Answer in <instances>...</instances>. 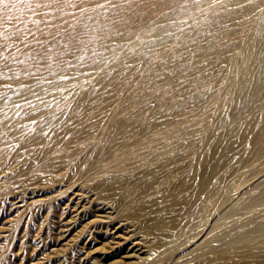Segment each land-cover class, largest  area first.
Wrapping results in <instances>:
<instances>
[{"label":"rangeland","instance_id":"1","mask_svg":"<svg viewBox=\"0 0 264 264\" xmlns=\"http://www.w3.org/2000/svg\"><path fill=\"white\" fill-rule=\"evenodd\" d=\"M31 1L7 0L6 5L22 6ZM136 1L143 2L148 9L163 6V0ZM126 2L104 0L100 3L98 12L109 17L93 32L87 31L86 20L79 13L57 18L67 28H75L74 37L87 40L93 33L97 40L98 47L88 45L74 54L83 60L78 66L70 64L66 55L51 63H33L36 52L49 50L53 42L63 40V30L40 35L42 29L52 23L49 19L38 18L24 24L29 14L37 15L39 10L14 18L8 13L0 14V264H202L213 254L208 250L212 245L218 248L215 255H227V242L241 230L235 227L226 231L223 225L219 239L212 236L214 231L207 230V240L197 245L198 241L188 250L184 248L185 251L182 247L206 226L212 214L207 216L205 223L200 216H182L147 231L145 223L131 218V205L120 202L125 189L121 187L126 180L133 182L132 191L143 190L150 177L147 166L141 162L127 165L130 173L121 175L115 172L117 160L97 161L99 153L95 148H86L81 156L75 157L71 153L81 145L75 141L65 151L54 152L50 159H44L39 156L40 143L25 140L28 132H34L41 123L43 114L32 110V106L47 96L45 94L61 101L80 89H92L97 93L98 86L104 85L112 96L116 95L118 82L104 80L106 72L117 69L107 56L114 49L129 70H135L133 76H122L120 82L129 81L132 88L146 87V80L159 84L163 71L176 74L170 88L151 93L152 101L144 109L149 114L172 112L181 116L178 126L204 134L201 149L209 156V163L217 165L213 168L210 165L206 172L209 186L205 191L210 188L227 190L231 196L237 195L240 199L259 194L262 195L260 206L264 207V141L257 143L256 140L264 127V0H179L174 5L179 6L177 11L174 6L164 7L160 13L145 20H140L125 6ZM245 9L251 10L253 18L241 23ZM232 12L236 13L235 17ZM217 18L222 20L225 30H219L222 36L212 42L218 29L206 31L203 27H212ZM128 24L137 26L129 29ZM110 25L115 26L118 38H110L107 34ZM230 31L232 38L226 36ZM4 39L10 42L5 43ZM139 39L145 50L142 56L136 52ZM201 42H212L211 49L199 50ZM249 49L257 56L258 63H249ZM195 52L199 54L198 61H192ZM92 55H98L96 63L87 61ZM245 58L251 66L245 67L241 74L252 83L243 88L240 98L257 97L259 100L240 108L227 102L226 93L232 83L231 65ZM20 60L25 63H19ZM34 64L42 67L39 73L29 75L22 82H13L11 75ZM256 78L263 81L259 87L253 83ZM129 87L124 88L122 97L129 95ZM17 90L19 96L10 99ZM190 97L196 101L189 102ZM9 100L12 101L9 103ZM114 104L111 102L106 112L111 113ZM23 105L26 106L24 109ZM19 107L23 109L24 121L18 124L28 123L30 127L13 137L7 130L13 125L14 109ZM229 116L234 121L228 120ZM75 118H69L62 127L56 122L50 123L45 137L51 131L60 139L74 134L86 117L79 121ZM166 125L165 121L159 123L160 128H166ZM157 142L161 143L160 140ZM40 160L49 163L48 170L42 169L41 162L37 164ZM157 164L158 160L150 159L149 166ZM164 187L160 183L150 185L147 190L152 192ZM202 194L206 195L204 191ZM202 198H197L196 202ZM100 211L115 223L122 221L135 230L134 248L138 249L134 258L124 259L122 254L108 248L106 241L111 226L95 219ZM148 213L152 217L156 215L152 207ZM70 216H76L75 224L59 238L61 218ZM187 224L189 231L186 233L176 236L172 231ZM175 250V256H168ZM259 250L264 257V242L259 245ZM240 255L242 259L251 260L247 250H242Z\"/></svg>","mask_w":264,"mask_h":264},{"label":"bare ground","instance_id":"2","mask_svg":"<svg viewBox=\"0 0 264 264\" xmlns=\"http://www.w3.org/2000/svg\"><path fill=\"white\" fill-rule=\"evenodd\" d=\"M103 1L104 0H33L22 6H17L18 4L0 5V14L8 13L14 18V16L21 13L28 14L31 10H39L40 12L37 13V15H35V13L29 14L27 19L24 20V24H29L30 22L36 21L38 18L49 19L52 23L46 25L40 32V35L51 34L63 30L61 34L63 40L60 43L53 42L49 50L36 52L33 56L35 59L33 63H51L59 61L62 56L66 55V58H68L67 61L70 64L78 66L83 60L79 59L80 57H74V54L89 47L88 45L98 47L97 40L93 33L87 40H81L77 36L74 37L75 28H67L65 23L57 21V18L72 13H79L84 20H86L87 26L85 27L87 31L93 32L97 27L105 23L107 16L109 17L108 14L103 15L104 13L98 12L100 3H103ZM178 2L179 0H163V6L157 9H148L143 2L127 0L125 6L131 8L140 20H145L160 13L162 8L168 6L173 7L176 3L178 4ZM178 8L179 6L175 8V11H177ZM231 14L233 17L236 16L235 12ZM252 18L253 14L251 10L245 9L241 23ZM136 26V24L127 25L129 29H134ZM215 27L218 29V32L214 34L212 42L219 40L222 36L219 30H225L222 20L217 18L212 24V27H203V30L206 31ZM106 31L110 38H118L115 26L113 27V25H110ZM226 36L232 38L233 32L230 31L226 33ZM139 40L136 43V52L138 56H142L145 50L141 44V40ZM3 42L6 43L10 41L9 39H4ZM212 42H201L199 44V50L206 51L211 49ZM177 55L178 58L181 57L179 54ZM107 56L110 58L111 64L117 65V69H111L106 72L104 80L118 82L119 87L115 90L116 95L112 96L104 85L98 86L97 93H93L92 89H80L76 94L71 95L72 97L67 96L66 99L61 101L48 98V94H45L47 96H44L32 106V110L43 114L41 123L34 132H28L25 140L38 141L40 143L39 145H41L39 148L41 155L39 154V156L44 159H50L51 154L54 152L65 151L68 145L73 143V141H75V143L80 142L81 145L71 154L75 157L78 155L81 156L84 149L95 148L99 153L97 161L105 159L117 160V163L114 164L115 172L121 175L127 174V172L130 173L127 165L141 162L148 167L147 175L150 176L143 185V190L139 192L132 191L131 184L133 182L130 180H126L121 187L125 189L120 202L123 205L128 203L131 205L133 208L131 218L138 223H145L144 226L146 230L151 231L182 216L187 218L200 216L201 219H204L203 221L205 223L207 222V216L211 213L212 218L208 220L206 226L199 231L194 239L192 238L187 245L183 246L182 249L186 248V250H188L187 248L192 247L198 241L199 243H197V245L207 240V238H209L207 230H210V232L214 231L212 236L219 239L221 235L220 229L223 225H225L224 230L226 231L231 228L240 227L241 230L227 242V255H215L214 253L218 248L212 245L208 250L213 254L204 259L202 264H263L264 257L260 254L259 250V245L264 242V207L260 206L262 195L257 194L247 199H240L237 195L231 196L227 190L220 191L210 188L209 191H205L209 186L206 181V172L211 163H209V156L205 155L204 151L201 149V145L205 138L204 134L191 131L186 127L178 126L177 123L180 122L181 116L178 117L172 112L160 114L154 111L149 114L147 110L144 109V106L152 101L151 93H157L170 88V82L176 74L174 73L173 75V72L167 73L168 71H163L159 84H152L146 80L144 82L147 85L146 87L135 89L131 87L129 81L120 83L122 76L130 78L133 76L135 70H129L128 66L123 63L122 59L117 54V50H112ZM198 57V53H193L192 61H198ZM247 58L250 60L249 63H258L257 56L251 49H249ZM247 58L231 65L232 83L226 93L227 102L240 108H246L249 104L257 103L259 100L257 97L251 100L240 98L241 93L244 91L243 88L252 83V80L243 78L241 74L242 70L249 64L245 61ZM97 59L98 55H92L87 61L96 63ZM19 63L25 62L20 60ZM250 66L251 65L248 67ZM41 68L39 64H34L31 67L20 70L10 77L14 80L13 82L19 83L24 81L29 75L39 73ZM253 83L259 87L263 84V81L256 78ZM125 87H129V95L122 97L121 93ZM18 91L19 90L13 93L10 99L19 96ZM190 98L192 100H189V102L196 101V98ZM11 101L12 100H9V103ZM111 102H115L114 108L111 113H108L106 110ZM71 105L72 107H70ZM25 107L24 105L22 106L23 109ZM22 108L19 107L13 111V125L7 130V134H10V136L17 137L20 132L22 133L30 127L28 123H23V126H21L22 124H18L24 121ZM73 116H75V119L78 121L83 119V116L86 117L81 125L74 130V134L60 139L51 131L48 132V136L45 137L50 123L56 122L62 127L66 124V121ZM95 116L98 117L93 120L92 118ZM228 120L234 121L231 116L228 117ZM162 121L167 122L166 128L159 127V123ZM256 138L257 143L264 141V127ZM157 140H160L161 143L158 144ZM67 155L68 154H65L64 156ZM151 158L158 160L156 166H149ZM40 162L42 169L48 170L49 163L45 160H40L37 164H40ZM212 166L215 167L217 165L212 164L211 168H213ZM170 181H173V183L169 184ZM160 183L164 184L165 187L156 189L152 192L147 190L150 185H159ZM203 191L206 195L202 194ZM199 197L200 199L203 198L197 203L196 199ZM76 203L77 206L79 201ZM76 206L74 207L78 209ZM65 207L63 209L67 210ZM72 207L70 208L72 209ZM151 207L156 211L154 217L150 216L151 213H148ZM101 211L97 214V218L95 219L111 226V230L107 226L110 230V235L106 241L108 243V248L115 251L114 253L117 252L122 254L124 259L129 260L134 258L136 255L135 251L138 249L134 248L136 244V240H133L136 239L133 238L136 234L135 230L126 226L122 221H117V223H115L116 221ZM62 214H64L63 211ZM75 214L79 215L77 213ZM74 219H77L76 216L61 218V227H59L61 235L59 238L67 234L66 232L73 227L75 224ZM101 225L103 226V224ZM188 225L189 224L184 225L181 229L173 228L172 231L178 236L179 234L189 231ZM242 250H247L251 260L247 261L246 259H242V255H240ZM176 254L177 251L175 250L173 252L171 251L168 256L173 257ZM171 263L183 264V262Z\"/></svg>","mask_w":264,"mask_h":264},{"label":"snow or ice","instance_id":"3","mask_svg":"<svg viewBox=\"0 0 264 264\" xmlns=\"http://www.w3.org/2000/svg\"><path fill=\"white\" fill-rule=\"evenodd\" d=\"M19 2H23V0H19ZM7 0H0V4H5L6 5Z\"/></svg>","mask_w":264,"mask_h":264}]
</instances>
